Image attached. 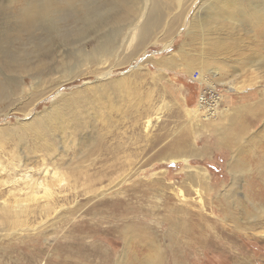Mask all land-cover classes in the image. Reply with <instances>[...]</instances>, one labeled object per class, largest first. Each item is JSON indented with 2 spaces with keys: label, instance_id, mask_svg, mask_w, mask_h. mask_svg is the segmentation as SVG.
<instances>
[{
  "label": "rangeland",
  "instance_id": "rangeland-1",
  "mask_svg": "<svg viewBox=\"0 0 264 264\" xmlns=\"http://www.w3.org/2000/svg\"><path fill=\"white\" fill-rule=\"evenodd\" d=\"M221 1L224 0H196L195 6L202 7L200 13H203L205 7ZM66 2L81 6L77 9L79 24L75 33L64 39H48L42 54L25 63L18 59L22 45L30 40L45 37L36 34L32 22L23 14L26 0H0V130L15 129L20 123H26L46 112H51L54 104L62 105L63 98L68 99L63 106L68 104L74 111L80 107L81 109L78 108L75 113L85 122L81 127L82 131L78 133L81 136L79 139H84L86 145L95 143L84 157L89 163L94 162L90 163L92 165L89 166L90 171L92 173L105 171L104 173L109 175V178L103 180L102 185L96 187L108 186L110 179L115 181L123 175L130 180L120 188L121 194L111 193L104 198L103 196L96 198L86 196L81 191L77 197L69 195L66 202L62 201L67 207L62 211L63 218L60 221H56V218L51 219L46 224L47 228L49 227L45 231H48L47 235L39 233L40 229H37L35 233L23 234L13 239V243L18 247L11 254L12 263L53 264L61 261L63 256L71 257V253L61 251L58 254L56 249L61 245L59 241L62 235L75 232L73 230L77 224L85 219H92L91 224L103 227L123 226L125 219L132 217L131 213L124 214V217L120 211L115 213L110 210L108 215H104L107 213L99 211V208L98 212L92 210L99 201L113 200L114 197L128 201L131 204L129 209L136 207L140 211V213L137 211L136 215L139 219L144 216L141 215L143 212H149L154 207L153 219L145 218L143 221L154 223L150 227L152 232L157 234L159 229L166 225L158 219L162 215L156 211L164 201L165 192L172 197L168 198L172 199L171 204H180L176 194L179 189L185 190L180 183L187 179L188 173L197 172L199 176L204 175L208 179L207 183L213 188L209 191L210 196L204 194L203 189L202 199L194 193L191 196L187 195L188 200L194 203V216H191L190 222H199L202 230L204 232L206 230V238L204 244L197 246L196 249L192 248L196 251L198 249L197 258L193 255H189L188 258L185 256L179 264H264V238L260 237L258 230H252L257 225L255 212L250 206L244 209L232 206L227 210L217 197L223 192V186H229L232 182L229 162L235 153L219 143V138L230 134L226 129L227 120L203 123V119L201 122L198 118L188 115V111L197 110L202 94L206 93V98H211L208 85L213 84L218 90L217 99L223 96V101H219L221 109L231 108L230 112L236 110L237 115L244 121L246 131L242 134L241 144L247 143L246 150H249L252 149L250 143L253 141L254 148L258 147L257 154L264 149V13H260L261 19L258 20V13L249 9L250 5H256L263 12L264 0H226L227 3L242 6L247 13L248 17L243 18L242 25L229 23L223 18L210 25L197 24L194 18L196 12L191 9L187 16L190 23L179 25L170 36L165 32L178 12L173 11L174 7L171 11L168 10L174 5L173 0H162L165 8L163 19L157 27L152 24L145 44L129 58L128 63H121L120 66L115 64L116 56L122 51L121 44L131 36V30L139 27L145 18L144 14L147 12L143 7L147 4L146 0H66ZM89 9L93 10V13L88 15V18L94 20L98 18L97 22H90L92 26L86 27L89 23L84 21L85 16L81 20L80 17ZM107 36L112 43L104 50L102 45ZM166 46L169 47L164 48ZM111 67L113 68L111 80L126 78L125 96L120 97L119 94L110 96L115 106L113 109L107 108L108 105L104 102L97 101V95L91 91L96 83H101L98 76ZM227 81H235L236 86L241 89L229 91L227 86L220 83ZM88 87L91 89H87ZM116 89L114 87V90ZM148 118L152 119V126L147 130ZM239 128H232L231 137H236ZM58 135L61 136L59 131L55 136ZM17 139L18 136L8 143L7 150L16 152L17 161L30 159L35 162L44 143L38 141L36 143L30 138L22 142L21 138ZM59 139L51 141V144L59 154H64L61 151L62 147L68 143H63ZM73 139L78 140L71 137V140ZM180 143L184 147L183 151L191 149L193 152L188 165L184 162L173 164L169 161L175 154L173 148ZM99 149H106L109 153L105 155L103 150L102 155H99ZM79 150L77 145H73L72 149H68L65 159L58 162L66 163L73 159L77 162L75 159L80 153ZM243 159L248 160L241 168L239 178L247 194V188L252 185L251 181L262 177L259 176L260 168L254 161L258 158L253 160L246 155ZM117 170L118 172H115ZM167 172L170 175L163 176V173ZM159 177L174 183V188L164 192L159 183L154 187L153 181ZM244 192H239L238 195L242 203ZM92 199L94 200L89 203ZM202 207L203 211L200 210ZM121 209H125V204L121 205ZM88 211H92V215H88ZM197 213L203 214V220L195 217ZM226 213L233 215L234 218L227 219ZM73 218L76 219L72 222ZM33 224L35 225L34 220L31 225ZM220 227L229 229V234L212 237L218 235ZM155 234L150 236L159 240V244L166 251V246L170 242L161 238L162 234L157 236ZM104 238L96 237L94 234L91 237L85 236V239L81 237V240L83 246L94 243L95 246H103L104 250L112 249L111 245L115 248L112 258L117 259L121 256L124 243L119 235L116 232L110 233L109 242L106 243ZM208 239L216 243L218 249L214 246L204 249ZM137 240L138 238L133 240V244ZM193 242L191 241V247L195 246ZM35 243L37 246H34ZM34 249L36 251L33 253ZM36 252L39 254L37 257L34 256L38 255ZM35 258L38 259L37 262ZM2 259L7 262L5 255ZM105 259V256L100 258V255L97 258L80 255L74 258L76 264H107ZM163 264L176 263L167 259Z\"/></svg>",
  "mask_w": 264,
  "mask_h": 264
},
{
  "label": "bare ground",
  "instance_id": "bare-ground-1",
  "mask_svg": "<svg viewBox=\"0 0 264 264\" xmlns=\"http://www.w3.org/2000/svg\"><path fill=\"white\" fill-rule=\"evenodd\" d=\"M146 2L147 4L143 7V10L147 12L146 15L144 14L145 18L143 19L142 23H140V26L136 25L139 27L131 30V36L121 44L120 48L122 51H120V55L116 56V66L128 63L129 58L132 57L133 54H136L137 51L147 41L148 32L151 30L152 24L157 27V25H159V22H161V20L163 19V10L165 8L163 7L162 0H146ZM173 3L174 5L172 7H166L169 11H171V8L174 7L173 11L177 10L178 12V14L174 15L172 23L167 27V31L165 32L166 35L169 36L174 33L179 25H185V23L188 22L187 16L191 9L195 10L194 12H196L194 17L195 23H199L201 25H210L212 23H215L220 18L226 19L227 21H229V23L232 24L242 25V23H244L243 18L248 17L242 6L231 2L227 3L226 0L213 4L214 7L212 4L209 7H205L203 13H200L202 7L195 6L196 0H173ZM249 9L251 11L257 12V19H261L260 13H264V11L262 12V10L256 5H250ZM92 11L93 10L91 9L85 10V12H83L82 16L80 17L81 20V18L85 16L84 21L89 23L86 27H89V25H91L90 22L92 21L97 22V16L95 20L93 18H88V15H91V13H93ZM224 14L227 15L225 16ZM111 43L112 42H110V38L107 36V38L104 39L102 49H108L107 46L111 45ZM167 47L169 46H166L164 48ZM112 69L113 68L111 67L104 74L98 76V79L101 81V83H96L93 89L89 87L87 89H91L94 95H97V101L99 100L101 102H104L108 105L107 108L113 109V107L115 106L110 96L114 94L116 96L119 94L120 97L125 96L126 78L123 77L124 79L121 78L118 80H113L112 78L111 80L110 75ZM191 74L193 75L195 73ZM220 83L225 87L227 86L229 88V91H238L241 89V87L236 86L235 81ZM114 87H116L117 89L114 90ZM208 87L209 91L211 92V98H206V93L202 94L197 110L188 111V115L198 118L200 121L201 119H203V123H213L217 120L225 121V119L228 122L226 129L227 131H230V134H227L226 136L224 135L219 138V143L228 147L231 152L235 153L232 156V160L229 162L232 182L229 184V186H223V192L219 193L217 197L219 201L226 206L227 210L231 209L232 206L234 208L243 209L250 206L251 209L255 212L254 218L257 221V225H255L252 230H258V234L261 235L260 237L264 238V149L261 150L260 154H257L258 152L256 151V149L258 147L256 146L257 148H254L255 145L252 141V143H250L252 145V149L246 150L247 143L245 145L241 144L243 136L242 134H245L246 131L244 121L239 115H237L236 110H233L232 112H230L231 108L222 110L220 102L223 101V96H220L218 97L219 99H217V88L214 87L213 84H209ZM78 99L79 98L77 97V102L79 101ZM62 101V105L59 104L60 106H58L57 104H54L52 106L51 112H46L44 115H41V117H36L26 123H20L15 129L5 128L0 130V233H3L2 235L0 234V264L12 263L13 257L11 254L16 250V247H18L13 243V239L23 236V234L35 233L37 229H40L39 233H46L47 235L48 231H45L49 229V227L47 228L46 224L49 223L48 221H50L51 219L53 220L54 218H56V221H60L63 218L64 215L62 216V211L66 210L67 207L66 204L62 203V201L66 202L65 200L69 199V195L73 194L74 197H77L81 193V191L84 192V195L86 196H95L96 198L102 196L104 198L105 195L111 193L121 194L122 192L120 188L130 180L129 177H125V175L122 174L123 176H121L117 180L114 179L115 181H112V179H110L111 181L108 186L99 188L96 187L102 185L103 180L109 178V175H107L108 173H104L105 171L99 173H92L90 171L89 166L94 162L91 161L90 164L87 159H84V157L87 156V153L92 149L95 143L86 145L84 139H79V137H81L79 136L80 132L82 131L81 127L85 125V122H83L84 120L80 119L75 112H77L81 108L78 107L79 109L77 108L74 111L68 104H65L63 106V103L68 102V99L63 98ZM95 103H98L96 102V99ZM105 104L103 106H105ZM117 107L118 105H116V108ZM84 111L87 112L88 110L84 109ZM228 120H230L231 122ZM151 126L152 119L148 118L146 129L148 130ZM220 126L221 125L219 124V128ZM233 127H240L238 130L239 132L234 138L231 137V134H233ZM57 131L61 133V136H59L60 134L58 136H55ZM17 136L19 138L17 140H20L21 138L20 142H22V140L24 141L25 139L30 138L35 142L38 141L39 143H44V145H42L41 147L42 149L39 151L41 154H39L40 156H37L35 158V162L30 161V159L17 161L16 152L7 150L8 143ZM71 137L78 138V140L73 139L75 141L74 142L73 140H71ZM57 138H60L59 140L63 141V143H68V145H62L63 147L61 151L65 154V156L64 154H59L58 150L55 149V147L51 144V141L54 142ZM73 145H77L80 148V153L75 159L77 160V162H74L73 159L71 161H67L68 163L66 161H64L66 163H59L58 160H64L67 156L68 149H72ZM183 149L184 147H182V143L173 148L174 153L177 156H175L174 154L173 158L170 157L171 159L169 161L173 164L184 162L186 163V165H188L190 162L189 158L191 157L193 152L191 151V149H189L187 152L183 151ZM99 152V155H102L101 152H103L105 155L109 153V151H107L106 149H99ZM61 155H63V157ZM246 155L253 160L258 158L254 161L260 168L259 176L262 177L259 180L251 181L252 185L249 187L247 186V194L244 192L245 187L243 188L241 179L239 178L241 168L246 165L245 161L248 160L243 159V157L246 158ZM77 163L82 164L77 165ZM164 163L165 162L163 161V164ZM115 172H118V170ZM168 173L169 172L163 173V176L166 177L167 175H170V173ZM186 178V180L180 183V186L182 188H185V190L181 191V189H179V192L176 194L180 202V204L178 203V205L176 203L171 204L172 199L168 198L172 197H170V194L165 192V190L174 188V183L167 181L164 177H159L158 179L156 178L153 181L154 187L159 183V185L163 187L165 192V195L163 194L165 197L164 201L159 207H157L158 209L156 211H158V213L162 215V217L158 219H160L162 223H165L167 225L161 227V229H159L158 231L159 233H157L159 235L162 234L161 238L163 237L170 242L169 245L166 246V251L159 244V240L151 237V234H155V232H152V229L150 227L154 223L150 224L147 222V220L143 221V219L145 218H148V220H150L151 218L153 219L152 210L154 207L149 212H143L141 215L144 216L139 219L136 215L138 214V212L140 213V211H138L136 207H134L133 209H129V206L131 204L128 201L119 200L121 199L120 197L119 199L117 197H114L113 200L99 201L92 210L97 211L99 208V211H104L107 213L104 215H108L110 210L115 213H118L120 211L124 217L125 215H130L129 213H131L132 217L126 218L125 224H122L123 226H120L119 228L117 226L103 227L101 225H93L91 224L92 219L83 220L80 224H77V227L73 230L75 232H72V234L71 232H69L68 235H62V239L59 241L61 245L56 249V252H58V254L61 251H66L71 253L72 256L70 255L71 257L66 258H63V256L61 261H59L58 263L55 262L53 264H76L74 258H76V256L78 255L82 257L91 256L94 258H97L98 255H100V258L102 256H105L107 264H163L167 259L176 264H179L180 261H183V259H185V256L188 258L189 255H193L195 256V258H197L199 255L197 252L198 249L196 251L192 248L195 247L196 249L197 246L199 247V245L204 244L206 238V230L205 232L204 230H202L199 222H190V220L192 219L191 216H194V203L193 201L190 202L188 200L187 195L191 196L194 193L198 195L200 199H202V196L204 194L210 196L209 191L213 190V188L207 183L208 179L204 175L199 176L197 172L188 173ZM203 189L205 190L204 194H202ZM159 191L161 190L159 189ZM242 191L245 193L242 198L244 203H242L238 197L239 192ZM94 199L90 200L89 203H91ZM122 204H125V209L120 210ZM101 207L102 209H100ZM200 210L203 211V207ZM88 212V215H92V211ZM166 213H172L173 215H165ZM77 214L78 213H76V215ZM225 215L227 219L234 218L231 214L226 213ZM195 217L200 219V221L203 220L202 213H197ZM75 219L76 218H73V220L71 221L73 222L75 221ZM158 219H156L157 222ZM32 220L35 221V225H31ZM96 226H98V228H95ZM114 232L119 235L122 242L124 243L122 254L117 259L112 258V256L115 254V248L111 245L110 247L112 249L108 250H104V247L100 246L99 244V246H95L94 243L83 246L81 237L85 239V236L91 237L96 234V237H105L103 240L104 243H106L109 242L108 235ZM229 232V229L220 227L218 230V235L216 234V236L214 235L212 237L217 238V236L220 237V235L223 236L225 234H229ZM157 234L155 235L157 236ZM137 238V242L133 244V242ZM191 241H194L193 243L195 244L193 245L195 246H190L192 244ZM206 243L207 245L204 249H209L211 246H214L216 249H218L217 244L213 243L212 240L208 239ZM35 245L37 246V243H35L34 246ZM190 247L191 251H189ZM96 250L98 254H96ZM207 250H205V252ZM35 251L36 250L34 249L33 253ZM3 255H5V257L7 258V262L2 259ZM34 256L37 257L39 256V254H35ZM125 257L127 260H125ZM67 258H71L73 260L68 261ZM35 259V262H37L38 259ZM48 264H51V262H49Z\"/></svg>",
  "mask_w": 264,
  "mask_h": 264
},
{
  "label": "clouds",
  "instance_id": "clouds-1",
  "mask_svg": "<svg viewBox=\"0 0 264 264\" xmlns=\"http://www.w3.org/2000/svg\"><path fill=\"white\" fill-rule=\"evenodd\" d=\"M80 7L66 0H26L23 14L32 22L36 34L45 38L24 43L18 52V59L27 63L42 54L48 39L72 36L79 24L77 9Z\"/></svg>",
  "mask_w": 264,
  "mask_h": 264
}]
</instances>
